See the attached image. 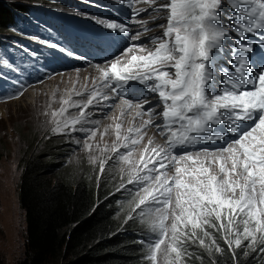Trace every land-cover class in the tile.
<instances>
[{"label":"snow or ice","instance_id":"obj_1","mask_svg":"<svg viewBox=\"0 0 264 264\" xmlns=\"http://www.w3.org/2000/svg\"><path fill=\"white\" fill-rule=\"evenodd\" d=\"M135 2L152 6L156 0ZM225 8L232 9L229 24L222 20ZM161 10L166 11L167 24L158 25L165 31L155 39L154 50L129 45L121 57L133 52L134 47L147 54L132 55L123 67L121 58L115 57L110 67L98 69L105 81L103 86L117 95H122L120 90L129 81H152L148 91L156 93L163 106L159 115L163 119L161 134L168 137L166 145L145 148L139 159H133V146L140 143L144 133L140 128H129L128 132L135 135L121 136V125L117 124L116 139L121 143L110 150L118 153L120 170L127 174L126 185L135 186L133 211L140 210L141 222L152 234L150 240L142 241L147 247L146 259L150 264H184V256L190 255L184 247L187 242H198L209 253L213 249L222 252L208 227L223 232L234 257L242 245L256 251L258 245H264V64L257 68L246 54L253 52L252 44L247 42L249 36H259L264 44V0H167L152 7L149 15ZM133 11L140 16L147 9ZM133 22L140 23L144 31L150 30L142 16ZM97 23L128 32L123 24L105 20ZM143 34L138 32L129 39L138 40ZM232 34L239 43L229 45ZM225 47H229L231 71L218 70L215 64ZM109 99L97 90L83 106L72 102L70 106L79 107L80 112L55 121L53 131L84 132L87 139H92L96 129L83 126L91 122L84 109L93 100L99 103ZM145 102L134 104L122 98L128 108H141ZM63 104L69 105V100ZM154 107L137 115L151 117ZM65 111L61 108L60 115ZM151 123V119L144 122ZM218 125L223 127L215 128ZM204 141L223 143L215 149L187 151ZM85 144L90 147L87 140ZM178 147L185 151L175 153ZM120 148L126 151L120 152ZM110 159H100V172ZM92 160L95 163L97 158ZM126 185L122 183L121 188ZM206 238L210 244L205 243ZM259 251L264 253V247Z\"/></svg>","mask_w":264,"mask_h":264},{"label":"trees","instance_id":"obj_2","mask_svg":"<svg viewBox=\"0 0 264 264\" xmlns=\"http://www.w3.org/2000/svg\"><path fill=\"white\" fill-rule=\"evenodd\" d=\"M51 1L0 0V35L20 38L35 10L31 4L50 7ZM4 45L0 39V48ZM43 143L31 137L29 151L36 154L30 156L26 150L20 163L18 201L25 215L26 243L18 264H149L143 253L144 228L140 229L138 218L125 220L117 175L104 170L97 177L95 168L82 175L66 172L58 158L61 148ZM207 230L223 251L209 253L198 242H187L184 247L190 255L184 256V264H264V253L259 251L264 245L256 251L242 245L234 257L223 232ZM205 243L211 240L206 238Z\"/></svg>","mask_w":264,"mask_h":264},{"label":"rangeland","instance_id":"obj_3","mask_svg":"<svg viewBox=\"0 0 264 264\" xmlns=\"http://www.w3.org/2000/svg\"><path fill=\"white\" fill-rule=\"evenodd\" d=\"M50 7L58 8L52 1ZM55 8H53V10ZM226 9L231 10V8ZM52 12L53 11H49L48 14L50 15ZM53 16L61 17V12L57 10L54 12ZM25 33H27L26 30L24 31V34ZM15 46L16 43L12 44V50H7V52L14 54V52H16L15 50L13 51ZM146 53L147 52H140L134 47L133 54L132 52L127 53L126 56L130 59L129 56H131V54L144 55ZM0 60L4 62L5 59L1 56ZM8 63L9 61L5 62L8 70L0 71V75L6 82V92L11 98L8 102L13 101L15 98L17 99L10 104L4 105V107L0 109V264H18L24 258L25 254L26 222L24 212L20 208L18 201V185L22 170L20 163L26 150L29 151L30 149L28 140L31 137H35L40 143L44 141L43 145L47 146L48 144H52L57 149L61 148V152H59L60 155L58 156L61 165L67 169L66 172H72L73 175H82L86 171L90 172L91 168H95L97 169L98 177L102 173L99 170L100 159L111 156L112 159L108 160V163L105 164L104 170L106 172L111 170L117 175V192L121 193L117 195L124 198L121 205L124 209L125 220H131L128 219L130 215L132 219L138 218L140 229L144 228L145 231V233L141 231L140 234L143 236L144 233L145 241L150 240L152 234L148 232L147 226L141 222V217L138 215L140 210L137 209L135 212L133 211L135 207V201L133 200L135 186L126 185L127 174L126 172L122 173L120 170L121 164L117 160L118 153H113L110 150L114 144L121 143V141H117L116 139L117 124L122 126L119 130L121 131V136L135 135V133H125L128 131L125 130L127 127L131 128L130 122L133 123V129L140 128L144 133L140 143L133 146L136 149L133 159H139L140 156L144 154L145 148L150 149L156 145L163 146V140L159 139L158 136L164 139L166 135H162L161 132L154 133L150 130L151 127H153L152 124L151 126L144 124V122L149 119H145V115H135V112H137V110L140 111V108H128L126 105H121L119 104L120 99L118 98L112 99L111 101H101L100 106L93 104L84 109L85 116L88 117L91 122L83 126L96 129V135L92 139H87L88 134L84 132H73L71 134L56 133L53 131L55 121H62L65 118L78 115L81 109L70 105L72 102H79L81 104L80 100L90 97L93 91H97L104 80L102 75H99L95 79V84H89L79 92L66 84V81L64 82L63 79L57 77L74 71H86L89 67L61 72L53 77L43 79L41 81L42 83L39 82L34 84L37 87L28 81V86L22 87L12 98L8 88L16 91L19 87L20 78L15 75L12 76L13 72L16 71L15 69L10 71ZM4 93L5 89L0 84V98ZM77 93H79V95H77ZM99 93L103 94V92ZM65 99L69 100V105L63 104ZM158 100L157 98L156 102ZM1 102L5 103V101L0 99V104ZM96 102L97 100H93V103ZM81 106H83V104H81ZM61 108L66 109L63 115H60ZM128 118L129 121L127 122ZM134 118H139V120L136 122ZM77 127H80V125H77ZM86 140L87 145H90V147L86 146ZM149 140L152 141V144L148 143ZM35 145H39V143L36 142ZM43 145L41 148H44ZM40 151L42 152L44 150L40 149ZM125 151L126 149L120 148V152ZM34 152L35 151L31 149L29 151L30 156L36 154ZM92 157L97 158L95 163ZM109 163L110 167L107 168ZM106 174L109 175V173ZM122 183L126 185L125 188H121ZM144 245L145 251L143 253L147 255V247L145 243ZM146 261L150 264L147 259Z\"/></svg>","mask_w":264,"mask_h":264},{"label":"bare ground","instance_id":"obj_4","mask_svg":"<svg viewBox=\"0 0 264 264\" xmlns=\"http://www.w3.org/2000/svg\"><path fill=\"white\" fill-rule=\"evenodd\" d=\"M166 2H167V0H158L157 2H155V5H152V6H150L149 3L139 2V3L143 4V5H145V7L142 8V9H147V11H144V12L141 13L142 17L145 20L149 19V18H147V15L149 14V12L152 11V7H156V6H158L160 4H164ZM31 6L35 7L33 15H31V17H30V22H33V23H32V25L30 27H27V28H25L23 30V32L21 33V37L20 38H15V37L7 38L5 35H0L1 41H3L6 44V45H4L5 48H0V54L5 59L4 62H1V60H0V71H7L8 70V68L5 65V62L9 61L8 66H9L10 71L13 70V69H15V71H16V72H13V74L10 72L12 74V76L13 75H15V76L22 75V76H24L23 78L26 81H30L31 84L34 85V84H37V83L41 82L45 78H50V77L55 76V73L66 72L67 70H65L63 67H60L58 69L57 68L53 69L55 59L61 58L58 55L61 54V53H66V51L61 50L59 48H50V47H46L45 48V47H43L44 41L48 42L49 39L52 37V33H49V32H50V26H52L54 24V22H52L48 28H45V25H43L42 21L48 19L47 15L45 14L48 7L41 5V3H32ZM65 10L68 13L67 14L68 18L71 17L72 16L71 14L74 13V11L69 10L67 8ZM62 23L64 24L65 22H62ZM148 25H152V24L148 23ZM30 28L31 29H35V30L38 29L36 35L38 36V40L39 41L31 39L32 36L29 34V29ZM25 30L27 31V33H25V34H28V35L24 34ZM154 31L155 30H152V37L153 38L156 37ZM42 32H44V33H42ZM42 34L44 36H42ZM147 36L150 37L149 34H143V35L140 36V38L141 39L142 38L145 39ZM149 37H147L146 40H148ZM234 37H235L234 34H232V38H234ZM22 42L25 43V46H20L18 44H16V46H15V49H16L15 51L19 52L18 54H16L17 58H18V61H16V62L10 61L9 55L6 54L7 50H9V51L12 50V44H14V43H22ZM101 45H104V44H101ZM229 45H230V43H229ZM144 48L146 50H149V48H147V47H144ZM225 48L229 49V47H225ZM46 52H50L51 55L47 56L45 54ZM145 52H147V51H145ZM68 54L71 55L73 53L71 51H68ZM146 54H144V55H146ZM260 54H261L260 57H256V59L264 60V53H260ZM252 55L255 57V54H252ZM1 56H0V59H1ZM216 57H218L223 62L228 64L229 60L224 55L219 54ZM124 58H125V62H127V63L131 60V59H128L127 56L124 57ZM86 61H87V65H88V61L89 60H86ZM110 61H113V59H110ZM89 65H93V64L89 63ZM99 67H102V66H98L96 68L90 66L88 68V70H86V71L82 70V71H74V72H71V73H65V74H63V76H58L57 78L63 79L64 82L66 81V84L70 85L74 90L80 92V90H83L89 84H95V79L99 75H102L100 73V71L98 70ZM1 77L2 76L0 75V84L3 85L5 83V81L2 80ZM90 80H91V82H90ZM34 86L37 87L36 85H34ZM103 87L104 86L100 85L99 88H98V91L99 92H103V94L108 95V93H106V91H105V88H103ZM21 88L22 87L19 86L16 91L8 89L9 93L12 95V98L18 93V91ZM89 98L90 97H86L83 100H80L81 104L86 103L87 99H89ZM116 98L120 99L119 100L120 101L119 104L123 105L122 104V98H119V97H116ZM15 99H17V98H15ZM9 100H11V98H10V96H8L6 94L5 103L1 102L0 109H2V107H4V105L10 104V103H12L14 101L13 100V101L8 102ZM93 104L96 105V106H98V105L100 106L101 105L100 102L99 103L96 102V103H93ZM70 108H72V107H70ZM162 110L163 109L161 108L159 113H161ZM140 111H142V110H140ZM140 111L137 110V112H140ZM137 112H135L136 113L135 115H137ZM143 113H145V112L143 111ZM144 115H145V119H148L147 115L146 114H144ZM160 117L161 116L158 114L157 117H156L155 122L152 123L153 127H151L150 130H152L154 133H157V132L160 133V131H159L160 127H157V126H161L162 127V124H163L160 121V119H159ZM137 120H139V118H134V121L137 122ZM107 121H108V119H107ZM128 121H129V118H128L127 122ZM132 125H133V123L130 122V127L131 128H132ZM128 129L129 128L127 127L125 130H128ZM127 132L128 131H126L125 133H127ZM161 139L163 140V142H166L168 137L166 136V137H164V139L161 137ZM201 149H203V148H201ZM183 151H185V149H182V148L174 150L175 153H180V152H183ZM187 151H197V150L189 148V149H187Z\"/></svg>","mask_w":264,"mask_h":264}]
</instances>
